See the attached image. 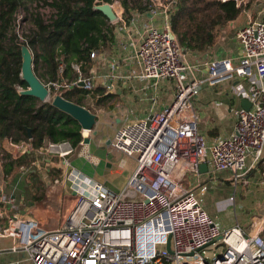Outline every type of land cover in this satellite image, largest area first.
I'll use <instances>...</instances> for the list:
<instances>
[{
  "label": "built area",
  "instance_id": "obj_1",
  "mask_svg": "<svg viewBox=\"0 0 264 264\" xmlns=\"http://www.w3.org/2000/svg\"><path fill=\"white\" fill-rule=\"evenodd\" d=\"M236 1L240 7L242 2ZM148 2L155 15L163 14V23L149 27L137 46L140 77L155 84L173 80L176 94L161 112L117 129L110 152L135 162L133 170L124 169L120 192L72 166L70 159L79 147L69 139L48 141L37 151L29 142L7 136L4 140L14 146L37 151L48 165L63 169L75 205L55 230H43L36 220L19 215L7 216L9 227L0 228V238L11 237L12 250L33 264H264V221L255 231L239 225L223 228L201 201L218 173H229V181L237 185L262 160L264 20L249 19L237 32L239 59L211 60L201 80L171 26L178 0ZM237 79L250 82V90L243 94L251 108L235 112L232 134L209 141L199 130L193 100L203 83L218 87ZM81 81V88L93 91L88 79L80 78L72 87ZM79 146L84 147L83 141ZM78 155L97 166L89 151ZM203 164L208 166L204 174ZM0 193V204L15 203L14 197L4 196L2 187ZM220 240L219 255L209 260L206 249Z\"/></svg>",
  "mask_w": 264,
  "mask_h": 264
},
{
  "label": "crops",
  "instance_id": "obj_2",
  "mask_svg": "<svg viewBox=\"0 0 264 264\" xmlns=\"http://www.w3.org/2000/svg\"><path fill=\"white\" fill-rule=\"evenodd\" d=\"M239 1L242 2L240 3V6H243L242 11L235 20L228 22V26L224 27L223 25L215 29L214 43L210 49L205 52L186 53L188 62L196 67L195 74L198 79L205 80L207 75L206 64L213 59L232 58L238 60L242 49L237 40V32L249 19L264 20V2L257 1L255 5L251 3L249 6L251 0ZM146 2L149 4V11L143 13L132 11L130 16L126 13L124 5H120V7H117V4L112 5L118 19L114 22L107 21L105 32L109 34L107 35L109 39L93 51L91 55L92 65L89 73L86 74L87 77H83L79 65H72L76 73L80 75L79 79L91 80L94 85L93 91L79 88L92 94L95 91L96 94L92 98V101L99 102V104L107 102L99 110L93 109L92 106L88 108L83 105V107L96 114L97 124L101 119L100 113H107L108 123H113L114 121L119 126L118 128L125 123L148 119L152 115L161 112L175 98V81H162L155 84L152 80L140 77L141 66L136 57L137 46L149 27H158L163 23V14L155 15L152 12L154 9L153 6L148 1ZM119 17L123 21H120ZM108 27L112 30L113 35L107 30ZM217 32L219 35H216ZM64 69L65 65H61L60 75ZM63 84V86L67 87L66 82H63ZM54 85L56 88L58 86L60 88L61 86L59 84ZM249 90L250 82L243 79H237L218 87H210L207 83L202 84L198 97L193 100V107L199 118L198 123L199 121L201 122L198 125L199 130L209 141L233 133L237 123L235 112L242 108L240 98H245L244 94L248 93ZM106 124L102 123L101 127L104 128ZM99 133L100 130L94 135L93 142L97 148L107 149L105 157L91 154L89 147L92 144V139L89 145L84 144V147L79 146L81 147V151H89L91 155L96 157L97 166H93L83 156L79 155L72 157L70 162L74 168L82 171L86 175H90L93 179L103 182L106 185L110 183L118 189H121L127 175V172L124 171L127 167L123 163L127 157L120 153H110V145H107V142L109 140L112 141L115 136L109 138L106 132L107 136L101 135L97 138ZM22 142H29L32 149L40 150V148H34L31 138L22 140ZM4 146L7 147L8 151L5 153L10 154L11 159L14 161L23 157L33 158L31 163L21 166L18 173L24 174L28 172V177L26 178L28 183L30 180H32V183L35 182V185L32 187L33 191L28 194V198L31 200L27 199L25 193H19L16 189L17 187L9 185L12 178H8L6 175L4 168L6 161L1 153V149L4 150ZM101 146H104V148ZM0 147V187L4 189V196L15 198L14 204H0V228L2 230L8 229L9 223L7 216L11 218L14 215H19V217L36 220L43 230L57 229L75 205L71 182L64 176L63 169L61 167L57 168L55 165H48L39 152L29 151L25 147L18 148L7 140L3 139ZM54 169L57 171H54ZM90 169L94 173L99 172V175L103 176L104 180H100L95 174L92 175L88 171ZM18 174L15 179L13 178V181L17 180ZM229 177L230 174L227 172L218 173L215 176L216 180L210 182L209 187L217 184V182L218 184L220 182L222 184L225 182L228 183ZM245 178L248 183L252 182L255 187H258L259 190L261 189L264 192V189L261 188L264 187V151L261 162L250 169ZM200 179L204 181L207 178L203 175ZM225 191L228 192L227 190ZM253 193L256 195L255 192ZM231 195L232 193L230 192ZM27 202L31 204H27ZM258 227H255V229ZM13 245L14 240L11 237L6 236L0 238V264H33L24 254L14 252L12 250ZM14 254L20 257L19 260L7 262L9 256H13Z\"/></svg>",
  "mask_w": 264,
  "mask_h": 264
},
{
  "label": "trees",
  "instance_id": "obj_3",
  "mask_svg": "<svg viewBox=\"0 0 264 264\" xmlns=\"http://www.w3.org/2000/svg\"><path fill=\"white\" fill-rule=\"evenodd\" d=\"M35 1L0 0V144L7 136L15 141L28 140L30 130L34 148H41L46 141L57 143L65 139L79 147L83 137L77 121L51 103H41L35 97L20 94L29 88L21 77V46L27 45L32 51L34 71L39 79H46L52 96L58 93L64 99L83 106L87 92L76 85L71 87L80 77L72 65H79L83 77H87L93 51L109 39L105 32L108 18L94 8L112 0H56L52 4L57 10L55 18L46 23L40 15H33L34 29L21 42L15 29L16 15ZM254 1L264 2L251 0L249 6ZM123 4L129 16L132 11H149V4L142 0H125ZM176 6L171 26L188 53L210 49L215 29L228 26V22L235 20L243 9V6H237L236 0H178ZM107 30L112 34L109 27ZM61 65H65V69L60 75ZM40 69L43 70L41 76ZM63 82L69 87L63 86ZM54 84L62 87L57 90ZM101 135L100 131L97 138ZM1 153L6 161L4 168L8 178L15 179L20 167L33 160L23 157L14 161L10 154L3 150Z\"/></svg>",
  "mask_w": 264,
  "mask_h": 264
},
{
  "label": "rangeland",
  "instance_id": "obj_4",
  "mask_svg": "<svg viewBox=\"0 0 264 264\" xmlns=\"http://www.w3.org/2000/svg\"><path fill=\"white\" fill-rule=\"evenodd\" d=\"M55 1L56 0H36L33 3H29L27 5V9L19 10V12L16 15L15 29L20 37L21 42H24L25 36L30 35V33L34 29V25L32 23L33 15H40L46 23H50L55 18L57 10L52 6V4ZM124 1L125 0H112L111 3L109 4L111 5L117 4L116 6L120 7V5H124L123 4ZM142 1L145 3L148 0H142ZM252 5H255V1L253 2ZM33 68H34V63H33ZM42 73L43 70L40 69L39 75L41 76ZM40 80L50 90V95H51V89L49 88V84H47L46 79H40ZM55 89L58 90L59 88L55 87ZM95 94H96L95 91L93 94L87 93L83 100V105L88 108H91L92 106L93 109L99 110L100 107L106 105L107 102L100 103L101 104L100 106L99 102L97 103L96 101H92L93 100L92 98L95 96ZM56 95L59 94L56 93L53 96L51 95L46 102H41V103H51ZM107 117H108L107 113L104 114L100 113L101 119L97 124V127L99 125L100 127L98 128L96 127V131L100 130L103 136H107L108 134L107 137L113 138L119 126L116 125L114 121L113 123L111 122L108 123ZM101 122L104 124L107 123L109 125L107 124L106 126L103 125L105 128L104 129L103 127H101L102 124ZM200 123L201 122L199 121L198 125H200ZM82 137H84L83 131H82ZM89 137L92 139V144L89 147L91 154L97 156L102 155L103 157H105L107 153L106 152L107 149H99L96 147V145L93 142V139L95 137L94 132H89ZM101 147L104 148V146ZM3 151L8 152L6 146H4ZM80 151H81V147L78 148V153ZM78 153L75 156H77ZM123 163L127 167L126 168L127 171H130L132 168H134L135 165L134 161L129 158H125ZM88 171L92 175L95 174L97 178H100V180L102 181L104 180L103 179L104 177L99 175V172L94 173V171L91 169ZM189 176L191 178V174ZM27 177H28V172L24 174L20 173L18 174V178L16 181L15 180L13 181V178L11 179L9 185L13 187H17L16 189L19 193H23V194L25 193L27 199L31 200L30 198H28V194L33 191L32 187L33 185H35V182L32 183V180H30V182L28 183V180L26 179ZM107 187L110 188V190H112L115 193L120 192V190L117 187L111 185L110 183H107ZM261 188L264 189V187ZM225 190H227L228 192H226ZM230 192L232 193L231 196H230ZM253 192H255L256 195ZM232 197L233 200L231 199ZM201 198H202L201 201L203 200L204 202L206 210L221 224L223 228H230L239 225L242 228H245L249 231V230H254L255 227H257L255 226V223L259 222L261 219H263L262 222L264 221V192H262L261 189L259 190L258 187H255L252 182L248 183L246 178L240 180L237 185H234L230 181L228 183L225 182L224 184H222L221 182L218 184L217 182V184L211 185L208 188V191L203 196H201ZM27 204H31V203L27 202ZM222 247L223 245L221 240L217 241L214 245L206 249L204 256L209 260H212L215 256L219 255V252L222 249ZM15 255L16 254H14L13 256H9L7 262L10 261L15 262L19 260L20 257Z\"/></svg>",
  "mask_w": 264,
  "mask_h": 264
},
{
  "label": "water",
  "instance_id": "obj_5",
  "mask_svg": "<svg viewBox=\"0 0 264 264\" xmlns=\"http://www.w3.org/2000/svg\"><path fill=\"white\" fill-rule=\"evenodd\" d=\"M102 12L108 20L114 22L117 20V15L113 10V7L109 3H103L102 5H97L94 8ZM22 52V68H21V77L22 79L28 83L29 88L27 90L20 91L21 95L25 96H32L37 98L40 102H46L50 95V90L42 83V81L36 75L34 68H33V54L30 48L27 45L21 46ZM84 82H79L78 87H83ZM241 104L242 108L245 110H249L251 108V103L248 99L241 97ZM51 105L58 109L59 111L69 115L78 124L81 126L83 131L94 132V135L97 134L95 130L97 124V116L96 114L92 113L90 110L86 109L85 107L78 105L76 103L70 102L64 99L61 95H56ZM29 137L31 138L30 130H28ZM91 143L90 137H84L83 144L89 145ZM107 145H111V140L107 142ZM208 171L207 164H203L200 166V172L202 174ZM221 239V238H220ZM170 248V246H168Z\"/></svg>",
  "mask_w": 264,
  "mask_h": 264
},
{
  "label": "bare ground",
  "instance_id": "obj_6",
  "mask_svg": "<svg viewBox=\"0 0 264 264\" xmlns=\"http://www.w3.org/2000/svg\"><path fill=\"white\" fill-rule=\"evenodd\" d=\"M83 134H84V137H87V136H89V131H83ZM262 220L263 219H261L259 222L255 223V226L258 227L261 224ZM250 231H252V230H250Z\"/></svg>",
  "mask_w": 264,
  "mask_h": 264
}]
</instances>
